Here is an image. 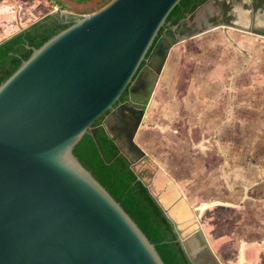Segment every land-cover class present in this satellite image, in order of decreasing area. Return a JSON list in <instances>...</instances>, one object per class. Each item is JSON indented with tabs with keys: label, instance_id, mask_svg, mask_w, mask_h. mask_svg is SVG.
Returning a JSON list of instances; mask_svg holds the SVG:
<instances>
[{
	"label": "water",
	"instance_id": "1",
	"mask_svg": "<svg viewBox=\"0 0 264 264\" xmlns=\"http://www.w3.org/2000/svg\"><path fill=\"white\" fill-rule=\"evenodd\" d=\"M180 1L111 0L82 15L55 8L51 14L59 12L73 22L38 47L28 44L31 54L2 81L0 264H172L74 147L145 69L143 98L131 95L132 100L112 109L114 126L104 125L133 164L149 159L136 136L159 76L173 46L203 31L182 34L166 27ZM137 173L151 187L153 178ZM153 194L173 220L191 261L222 264L201 215L215 204L232 203L215 199L199 204L191 222L195 228L184 234Z\"/></svg>",
	"mask_w": 264,
	"mask_h": 264
},
{
	"label": "rangeland",
	"instance_id": "2",
	"mask_svg": "<svg viewBox=\"0 0 264 264\" xmlns=\"http://www.w3.org/2000/svg\"><path fill=\"white\" fill-rule=\"evenodd\" d=\"M1 1L22 11L30 3L38 10L43 3V0ZM90 2L74 4L72 10L63 9L79 14L84 11L83 8L90 6ZM38 11L40 15L45 10ZM225 28L237 38L238 30ZM225 34L223 28L217 27L205 33L204 37H190L173 46L167 64L168 72L159 78L138 131L139 134L148 133V137L155 142V145H152L153 141L151 145L146 144L148 150L143 147L149 158L146 159L151 173L153 171L154 174L156 166L162 165L155 158L157 153L163 158V166L168 165L171 172L178 173V188L187 199V202L183 199V206H178L181 202L173 204L174 195L170 189H167L170 197L161 196L167 190L163 192L164 186L159 181H151V189L184 228V234L195 228L191 222L200 211L195 209L196 206L227 196L226 201L232 204H215L206 208L201 215V223L221 263L237 264L241 244L245 243L246 256V249L248 251L250 246L253 247L252 242L261 235L255 230L256 226L261 225L259 220H264V89L242 87L238 91L239 96L237 94L233 100L232 90L202 88V93L198 82L191 88V83L187 81L189 71L205 67V62L210 59H220L235 68L240 66L235 57L237 50ZM195 77L198 79V72ZM222 94L225 99L217 107ZM215 108H218L219 120L208 121L218 116L213 115ZM227 123H230L227 129H222ZM175 152L180 153L184 160L178 161ZM222 164L226 167L222 168ZM172 166L183 169L179 173ZM136 167L141 169L146 165L142 162ZM153 174L147 179L154 178ZM177 207L181 208L178 217L175 215ZM231 214L233 221L240 222L235 230L219 223L230 218ZM215 221L220 226H214ZM243 226L255 229L247 235L242 233ZM248 259L247 264H254L252 257Z\"/></svg>",
	"mask_w": 264,
	"mask_h": 264
},
{
	"label": "trees",
	"instance_id": "3",
	"mask_svg": "<svg viewBox=\"0 0 264 264\" xmlns=\"http://www.w3.org/2000/svg\"><path fill=\"white\" fill-rule=\"evenodd\" d=\"M47 1L58 8V11H61L63 7L72 10L74 4H86L91 1L90 6L83 8L84 11L79 13L82 15L102 8L111 0ZM205 1L207 0H181L168 15L166 24L177 23ZM253 2L255 8H264V0H253ZM225 7L228 10L230 6L226 4ZM58 13H48L0 42V84L21 64L23 59L31 54L32 48L28 47V44L38 47L73 22V18L64 21ZM144 63L145 60L141 67ZM104 115L105 113L92 123L95 127L94 131L89 129L74 148L144 225L172 264H194L178 237L173 220L167 215L151 187L145 184L137 173L139 170L143 177L149 178L153 171L151 173L148 166L137 169V163L133 164L129 157L121 151L117 142L103 125Z\"/></svg>",
	"mask_w": 264,
	"mask_h": 264
},
{
	"label": "crops",
	"instance_id": "4",
	"mask_svg": "<svg viewBox=\"0 0 264 264\" xmlns=\"http://www.w3.org/2000/svg\"><path fill=\"white\" fill-rule=\"evenodd\" d=\"M229 2V0H228ZM250 0H231L230 1V6H233L232 11H234L236 15L235 19V26H230V25H219L214 28H208L205 31H202L201 33L197 35H202L204 37L205 33H208L212 29L215 28H223L225 37L229 39V41L235 46L237 52H236V59H238V67H234L233 64L227 65L226 63L221 62L222 60L220 59H210L208 62L206 61L203 68H199L198 70L194 69L193 71H189L187 73V81L191 83V88L195 87V85L198 82V88L201 89L202 93L205 90H210L211 88L214 89H227V90H232V96L233 100L236 99V95L238 94V91L242 87H247V88H258V89H264V34L258 33L253 31L252 28V15H251V9H248L247 6ZM42 2L40 1V4ZM220 0H212L207 8L205 9L207 12L208 11H213L217 7H219ZM36 5V3H35ZM36 6L32 5L30 3L27 6V9L25 10H20L19 7H13L9 5L8 3H3V1L0 0V35L3 34L2 37H0V40H2L5 37H8L21 29L25 28L32 22L36 21L37 19L41 18L42 16L50 13L52 10L55 8H50L52 5L47 1L43 0L42 5L38 7V10H45L44 13L39 15V11L35 9ZM2 12V13H1ZM264 13L260 12V9L257 11V18H256V26L260 25V23H263V18ZM225 27H232L235 30H238L239 32L237 34V38L229 34L227 32V29ZM194 35V36H197ZM192 36V37H194ZM207 36V34L205 35ZM188 39V38H187ZM186 39V40H187ZM172 50V49H171ZM172 56V52L170 51L169 56L166 60V63L164 65V68L159 76V78L166 74L168 72L167 64L168 61L170 60ZM212 58V57H211ZM229 60H225V62H228ZM241 62V64H240ZM177 64V63H176ZM176 66V65H175ZM178 72V71H176ZM198 72V79L195 77ZM159 80V79H158ZM195 83V84H194ZM226 91V90H225ZM239 96V94L237 95ZM225 95L222 94L220 96L221 100H218L217 102V107L223 101L225 98ZM192 100V98H191ZM218 108L214 109V117L215 115L217 116L216 118H211L208 119V121H217L219 120V114H218ZM221 115V114H220ZM207 121V122H208ZM230 123H227L225 125V128L223 127L222 129H227V126H229ZM148 133L144 132L143 134H139V131L137 132L136 140L137 142L144 147L145 149L147 148L146 144H152L151 142L153 141L151 137H148ZM222 137V135H220ZM231 136V135H230ZM239 136V134H238ZM232 138L234 137L233 135L231 136ZM221 139V138H220ZM222 141V140H221ZM223 142V141H222ZM155 145V142L153 141V144ZM193 143H191L192 147ZM228 147V145H226ZM151 147V146H150ZM148 150V149H146ZM155 150L153 151V153ZM175 155L177 157L178 161H183L184 157L180 156V153L177 154L175 152ZM175 158V156H173ZM156 159L162 163V165L156 166V170L154 173V179L153 181H159L161 185L164 186V191L165 192L167 189H170L173 191L172 195H174V205L177 202H181L178 204V206H183L182 201L187 202V199L185 195L181 192V190L178 188L179 187V181L176 179L178 176V173L171 172L169 170L168 165H165L163 162V158L160 153H157ZM171 166V165H170ZM173 167V166H172ZM226 166L222 164V168H225ZM178 169L179 173L180 170L183 168L181 166L173 167ZM186 171V169H185ZM238 179L240 177V174L238 172ZM240 183V180H238ZM162 193V197L168 196L170 197V193L168 192ZM220 200L226 201L227 196L222 198H219ZM215 200V199H212ZM229 202V201H228ZM177 207L176 209V217H178V214L181 210ZM187 207H189L187 205ZM186 208V206H185ZM191 210V208L189 207ZM232 214L230 215V218L227 217L224 222L223 220L221 222H218L222 225L224 224V227L227 228H233L232 230H235L237 226L240 225V222L233 221V216ZM210 221V220H209ZM217 221L213 222L214 226H220ZM226 221V223H225ZM231 221V222H230ZM260 224L259 226L255 227H248L243 226L242 233H245L248 235L249 231H253L254 229L257 230L258 232H261V235L258 236V238L252 242L253 247L250 246L251 248H248V251L246 249V256H245V243L241 244L240 248V259L237 264H247V260L249 257H252V261L254 264H264V220H259ZM235 226V227H234ZM235 228V229H234ZM241 231V230H240ZM250 243V242H249ZM248 243V244H249ZM251 244V243H250ZM249 261V259H248Z\"/></svg>",
	"mask_w": 264,
	"mask_h": 264
},
{
	"label": "flooded vegetation",
	"instance_id": "5",
	"mask_svg": "<svg viewBox=\"0 0 264 264\" xmlns=\"http://www.w3.org/2000/svg\"><path fill=\"white\" fill-rule=\"evenodd\" d=\"M211 1L212 0L205 1L204 3L200 4L193 12L189 13L185 17H182L177 23L166 24V27H174L175 30H180L182 34H189L197 30L205 31L211 24L235 23L236 15L234 11H232L233 6H230L229 4L231 0H229V2L228 0H220L219 7H217L213 11L207 12L205 9ZM226 4L230 6L228 10L225 7ZM247 4V8L251 9L253 31L264 34V19L263 23H260V25L256 26L255 24L257 18V11L260 9V12L264 13V8H255L253 0H250V2ZM147 75L148 72L145 69L139 72L135 80H133L131 85H129V87L125 89V91L120 96L119 100L114 104V106L105 112L103 125L109 123V125L114 126L111 120L116 118V116L111 115L112 109L117 108L122 103L132 100L131 95L133 99L138 101L143 98V95L147 89ZM131 103L139 107L141 106V104H139L138 102L131 101ZM129 114L132 113L127 111V116ZM142 162L144 163V165L150 166V163H148L147 159L139 160L136 163L139 164Z\"/></svg>",
	"mask_w": 264,
	"mask_h": 264
}]
</instances>
